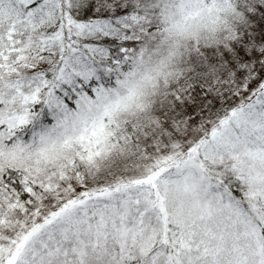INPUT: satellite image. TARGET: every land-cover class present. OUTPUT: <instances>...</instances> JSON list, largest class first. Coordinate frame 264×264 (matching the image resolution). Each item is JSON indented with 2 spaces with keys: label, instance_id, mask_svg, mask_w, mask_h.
Instances as JSON below:
<instances>
[{
  "label": "snow or ice",
  "instance_id": "snow-or-ice-1",
  "mask_svg": "<svg viewBox=\"0 0 264 264\" xmlns=\"http://www.w3.org/2000/svg\"><path fill=\"white\" fill-rule=\"evenodd\" d=\"M0 264H264V0H0Z\"/></svg>",
  "mask_w": 264,
  "mask_h": 264
}]
</instances>
